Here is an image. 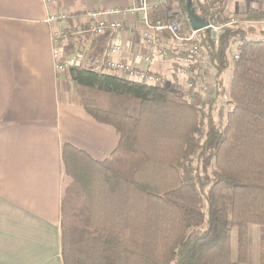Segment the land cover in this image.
<instances>
[{
	"label": "trees",
	"instance_id": "1",
	"mask_svg": "<svg viewBox=\"0 0 264 264\" xmlns=\"http://www.w3.org/2000/svg\"><path fill=\"white\" fill-rule=\"evenodd\" d=\"M166 2L148 12L151 23L187 16L186 0H176V15H167ZM225 2L193 0L210 24L228 21ZM241 14L218 36L202 29L183 49L164 50L174 59L177 87L133 82L104 71L106 64L65 70L85 113L111 127L118 144L103 160L69 142L61 146L70 178L61 198L62 264H264V39H250L244 27L264 12ZM182 29L192 30L188 20ZM190 45L198 54L186 65ZM209 75L211 102L199 94ZM185 79L193 84L189 97L177 91ZM224 95L223 113L216 99Z\"/></svg>",
	"mask_w": 264,
	"mask_h": 264
},
{
	"label": "crops",
	"instance_id": "2",
	"mask_svg": "<svg viewBox=\"0 0 264 264\" xmlns=\"http://www.w3.org/2000/svg\"><path fill=\"white\" fill-rule=\"evenodd\" d=\"M167 3V15L179 14L176 0ZM147 4L148 12L158 5L157 0ZM139 8L138 0H0V264H62L61 198L70 178L63 172L61 146L69 142L103 160L118 144L111 127L96 123L70 98L73 82L54 68L53 31L65 37L63 59L82 54L84 64L104 67L110 36L94 37L87 13L110 10L106 18L123 26L118 59L171 84L174 59L162 52L184 46L173 47L164 33L152 61L135 62L136 54L150 53L140 36L146 25ZM250 9L264 12V0H226L224 13ZM58 12L68 17L46 21Z\"/></svg>",
	"mask_w": 264,
	"mask_h": 264
},
{
	"label": "built area",
	"instance_id": "3",
	"mask_svg": "<svg viewBox=\"0 0 264 264\" xmlns=\"http://www.w3.org/2000/svg\"><path fill=\"white\" fill-rule=\"evenodd\" d=\"M140 5V10L142 11V17L144 20V23L146 25V29L140 31L141 38L149 45L150 47V53L147 55H141L136 54L134 56L135 62H145L149 63L153 59L154 53L159 52L158 49V40L162 39V36L164 33H169L172 36L170 39L172 40L171 43H173L174 46H182L185 44V42L190 41L194 38L197 31L191 30L186 35L179 34V30L181 29V23L182 21L188 20V17H180L177 16L175 19L177 21L173 20L170 22L157 20L153 25H150L148 21V4L147 0H138ZM167 0H157L158 5L165 3ZM209 1V0H204ZM134 9L127 8L126 12L132 13ZM113 12V10H112ZM111 11L105 10V11H89L87 14L89 17L92 18V22L90 23V26L88 28L89 32L94 37H101L105 35L110 36V40L108 43V58L105 61V64L108 69L113 71H119L124 73L125 77L133 82L137 83H146L150 85H164V76L156 74L154 72H150L143 69H138L134 67L130 63L122 62L118 59L119 55L122 53L123 50V43L120 39V32L123 29V26L120 21L117 20H109L106 18L107 14H110ZM67 13L66 12H58V13H51L49 16H47L46 21L50 23H55L59 20L66 19ZM182 18V19H181ZM244 16L242 14H235L231 15L228 18V21L224 24H208V26L205 29L210 30V32L218 36L221 33V30L226 26H232L237 23L241 19H243ZM65 37L63 33H59L58 31L54 30L52 35V41H53V48H52V56L54 61V68L57 73L64 72L67 68L71 66H78L83 60V55L78 54L74 56L72 59H63V44ZM185 51L188 53V57L183 59V62L187 65L188 62H190V58L193 57V55H197L198 47L196 45H190L187 48H185ZM239 47L237 45H233L231 49V56L233 59H237L239 55ZM162 54H166L165 51L162 52ZM202 64L204 67H207V59L202 60ZM186 71V70H185ZM185 73V75H184ZM183 76L184 78H187L188 72H184ZM209 79L204 78L200 87H199V94L202 98H207L209 91H210V85H209ZM193 88V84L190 81H187L185 79L180 87L181 90H191Z\"/></svg>",
	"mask_w": 264,
	"mask_h": 264
},
{
	"label": "rangeland",
	"instance_id": "4",
	"mask_svg": "<svg viewBox=\"0 0 264 264\" xmlns=\"http://www.w3.org/2000/svg\"><path fill=\"white\" fill-rule=\"evenodd\" d=\"M228 17H230V16H228ZM173 20L177 21V19H175V18ZM183 24H184V22L182 21V23H181L182 33L181 34L186 35L187 34V31L182 29ZM244 25H245L244 27H247V29H252V31H253L252 34H249L248 35V37L250 39H255V40H263L264 39V24H257V23H254V22H244ZM229 57H230V53H229ZM231 71H232V68L229 67L228 70H227V72H226V74H225V84H227V85H228V83L230 81ZM208 79H209V83H210L209 85H210V87H212V85H214V80H213L212 76L209 75L208 76ZM174 82L175 81L172 80L171 84H169V83L166 82V79H164V85H162V86H164V87H168V86L177 87L176 82L175 83ZM177 91H179L180 93H182L185 97H189L188 95H190V93H191L190 90L183 91V90L178 89V88H177ZM213 95L214 94L209 93V95L205 99H208L209 102H211L213 100ZM70 98H72L73 101H75V100L78 99L79 102H80V99H79V96H78V91H77L76 87H75V90H74L73 94L70 93ZM226 100H227V96L226 95H224L222 97H217V99H216L217 105L218 106H223L222 107L223 113L226 112V110L228 109V106L225 103ZM218 106H217V108L216 107L213 108V114L215 116L214 117L215 119H217V116H218L217 114H218L219 109H220ZM235 237H236V230H233L231 232V249H232V256L233 257H235ZM257 242H258V240H257ZM253 251H254V260L257 261V243L255 245L254 238H253Z\"/></svg>",
	"mask_w": 264,
	"mask_h": 264
},
{
	"label": "water",
	"instance_id": "5",
	"mask_svg": "<svg viewBox=\"0 0 264 264\" xmlns=\"http://www.w3.org/2000/svg\"><path fill=\"white\" fill-rule=\"evenodd\" d=\"M185 6L190 28L195 31L205 29L209 22L196 14L193 0H186Z\"/></svg>",
	"mask_w": 264,
	"mask_h": 264
}]
</instances>
